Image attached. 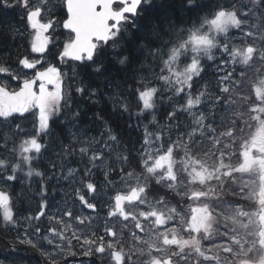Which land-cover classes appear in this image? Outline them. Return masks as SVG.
Segmentation results:
<instances>
[{
	"label": "snow or ice",
	"instance_id": "obj_1",
	"mask_svg": "<svg viewBox=\"0 0 264 264\" xmlns=\"http://www.w3.org/2000/svg\"><path fill=\"white\" fill-rule=\"evenodd\" d=\"M13 8L22 24L0 21V73L19 84H0V186L24 172L29 189L39 178L41 197L40 211L24 218L37 224L18 244L47 264L77 255L92 264H264V0H0V9ZM59 27L68 30L62 47ZM9 60L31 77L12 74ZM56 61H71L72 75ZM89 75L103 80L93 87ZM103 101L124 121L121 132L101 111L88 115ZM25 114L34 116L31 128ZM97 122L103 128L90 135ZM44 158L47 174L33 167ZM53 180L80 187L65 193L37 240L29 233L44 231L38 222ZM245 200H255L254 211L244 210ZM77 203L91 214L77 215ZM12 207L0 189L2 220L17 227ZM9 257L25 264L18 247Z\"/></svg>",
	"mask_w": 264,
	"mask_h": 264
},
{
	"label": "trees",
	"instance_id": "obj_2",
	"mask_svg": "<svg viewBox=\"0 0 264 264\" xmlns=\"http://www.w3.org/2000/svg\"><path fill=\"white\" fill-rule=\"evenodd\" d=\"M155 13H150L149 15H154ZM240 36V33L238 31H233L232 32V37L237 38V42H239L238 38ZM14 44H11L10 47L15 50L16 46H13ZM23 49V48H22ZM21 49V51H22ZM217 56H219V53H216ZM106 59H107V68L109 70V72L111 73H116L117 69L120 67L118 64H116V62L111 59L112 53L110 51H106L105 53ZM69 70V77L72 75V68H68ZM240 71V68L237 67V73ZM89 81L92 83L93 87L98 86L102 80L103 77H95V76H88ZM205 79L206 80H210L212 79L210 72H206L205 73ZM67 83L71 84L73 83L71 80H68ZM201 84L203 83V81L200 82ZM75 86V85H74ZM180 102H183V97L180 98ZM79 103L81 104H87L86 100H81L79 101ZM135 111V108L133 109ZM168 111H170L171 109L168 108ZM96 111H101L102 115L105 117V119H107L113 128L116 129L117 132H121L122 129L120 127L121 124L124 123L123 120L118 119L117 117L113 116L111 114L112 110L110 107V104L107 101H103L100 107H94L89 105L88 106V115L91 116L93 112ZM166 116V111H162L160 113H158V120H160L161 122L164 120V117ZM180 119L183 121L185 119L184 116H181ZM190 122V120L188 121ZM103 128V124L97 122L94 127L92 132L90 133V135H99L100 133V129ZM183 130V129H182ZM127 135H125V139H127ZM133 137V141L136 138V133H131L130 134ZM173 139H175V135H173L172 137ZM136 148L140 147L139 143L135 144ZM166 146V145H165ZM179 157H177L178 159ZM33 166L39 168L42 171H45L47 174V167H48V161L46 158L41 159L40 161H37ZM73 167H78V165L76 164L75 161L72 162ZM79 167H83L82 165H79ZM100 174L99 172L94 173V175H98ZM83 175V173L81 172L78 176H77V181H79V176ZM28 183L29 181L27 179H18L15 183L11 184L10 186H0V189L9 192L10 196L12 197V211L13 214L15 215L17 221H19V224L17 227H14L13 225H6L1 217V213H0V235L2 237H5L6 239L10 240L13 243H18V238H24L25 237V230L29 228V224L31 223L32 225H36L37 222L36 221H27L24 218L27 216H35V214L37 212L40 211V202H41V197L38 195L39 193V178H35L31 181L32 187L31 189L28 188ZM53 187H55L57 189V194L55 195V198H52V189ZM74 187H80L79 183L76 184H70L69 182H65L63 180L60 181L59 184L56 183L55 180H53L51 183H49L48 185V189H49V206L46 209V215L41 219V221H39V226L44 229V231L41 233L40 236H36L34 231L29 233V235H33L37 238V240L42 239L43 236L47 235V228L50 226V222L48 217L51 216L53 213H56L58 211V209L63 208V202L65 200V193L70 191L72 188ZM24 193L25 195H21V193ZM161 194V193H160ZM151 195V194H150ZM71 204V200L69 201ZM77 206H79V204L77 203L75 205V207L77 208ZM87 210V209H85ZM88 212H90V210H88ZM91 213V212H90ZM47 242L44 241V245ZM0 247H3V250H0L3 252V257H0V261H4V264H9L10 259H12V257H9V252L11 251L10 249H8V247L6 246V244L0 240ZM39 254L40 251L36 250ZM52 251H54V249H52ZM26 256V260H25V264H39L38 261L31 255L29 254H25ZM6 257H8V259H6ZM42 257V256H41ZM42 261L44 264H47L46 260L44 259V257H42Z\"/></svg>",
	"mask_w": 264,
	"mask_h": 264
},
{
	"label": "flooded vegetation",
	"instance_id": "obj_3",
	"mask_svg": "<svg viewBox=\"0 0 264 264\" xmlns=\"http://www.w3.org/2000/svg\"><path fill=\"white\" fill-rule=\"evenodd\" d=\"M34 2H35V0H34ZM21 15H22V12H21L20 8L8 9L7 11L0 9V21L10 20V21L15 22L18 26H20L22 24ZM65 18H66V10H64L58 17V19L61 22V25H62L63 19H65ZM57 34H58V40L60 41V46H62L63 41L68 39V31H66L62 27H59V28H57ZM19 43H20V41L17 40L16 43H13L14 44L13 46L17 47V44H19ZM24 52H25V49H22L21 54H24ZM32 56H33V58H37V59L40 58L38 54H32ZM14 59H15V57L12 58V60H14ZM44 59L51 61L52 57L49 55V56H46ZM12 60H9L8 64H7V66L10 67L12 74L23 76L24 73H27V75L29 77H31V75L33 74L31 70H24V69L19 68L16 63L12 62ZM57 66H59V65L57 64ZM0 84H7L9 91L18 90V87H19L18 82L13 80L9 73H0ZM37 111L38 110L33 109L32 113L34 114ZM14 115H18V114H14ZM25 115L27 116V121L24 122V126L27 128H31L32 125L30 122L33 120L34 116L32 114H25ZM18 122L19 121H14L13 123L15 124ZM94 178L96 179V181L98 183H100L102 185L103 176L101 174L94 175ZM103 191H104V189H103V187H101V193H103ZM106 199L107 198H105V202H106ZM100 216L101 217L106 216V208L102 209L100 211ZM103 224H104L103 219H101L99 222H96V221H95V223L93 222L94 227L98 228V231L96 233L97 235L103 234ZM118 228H119V224H118ZM124 235H125V240H128V242L130 244L131 241L128 238V231H126ZM31 236H33V235H31ZM33 238L37 239L35 236H33ZM185 238H187L186 234H185ZM16 246H21V245H19L18 243H13V242L12 243L10 242V246L7 245L8 249H10V250H12V248H14ZM22 246L25 247V249H21L18 247L22 255H25V254L31 255L29 251H36L35 249H30V247L28 245H22ZM205 247L206 248L208 247V245L206 243H205ZM45 248L47 251H52V249H53L51 246H48L47 243L45 244ZM26 249H27V251H25ZM0 250H3V247H0ZM76 251H79V249L77 248ZM0 257H3L2 251H0ZM68 264H72V263H68ZM75 264H92V259L89 258L88 261L77 262Z\"/></svg>",
	"mask_w": 264,
	"mask_h": 264
},
{
	"label": "rangeland",
	"instance_id": "obj_4",
	"mask_svg": "<svg viewBox=\"0 0 264 264\" xmlns=\"http://www.w3.org/2000/svg\"><path fill=\"white\" fill-rule=\"evenodd\" d=\"M166 147V146H165ZM235 163V161H233ZM27 169L25 168V171ZM249 179V177L247 175H243V180L244 181H247ZM161 195H163V190L160 191ZM150 195V194H149ZM151 196V195H150ZM257 207L256 203H255V200H245L243 202V208L244 210L246 211H254L255 208ZM78 209L76 210V214L77 215H80V214H83V215H90L91 213L88 212V210H85V209H82L81 206H78L77 207ZM1 217H2V213H1Z\"/></svg>",
	"mask_w": 264,
	"mask_h": 264
},
{
	"label": "water",
	"instance_id": "obj_5",
	"mask_svg": "<svg viewBox=\"0 0 264 264\" xmlns=\"http://www.w3.org/2000/svg\"><path fill=\"white\" fill-rule=\"evenodd\" d=\"M36 255V254H35ZM39 259V258H38ZM39 261H40V259H39Z\"/></svg>",
	"mask_w": 264,
	"mask_h": 264
}]
</instances>
